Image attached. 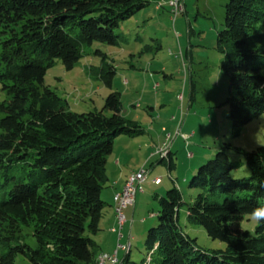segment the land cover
<instances>
[{"label":"trees","instance_id":"obj_1","mask_svg":"<svg viewBox=\"0 0 264 264\" xmlns=\"http://www.w3.org/2000/svg\"><path fill=\"white\" fill-rule=\"evenodd\" d=\"M149 4L0 0V88L8 94L0 106V264H14L19 254L31 264L96 263L92 236L106 206L101 192L108 155L117 136L144 131L122 114L120 92L111 90L100 110L75 112L44 84V75L56 59L72 69L95 41L127 42L115 29ZM217 49L224 57L225 102L237 135L264 112V0L226 3ZM93 52L101 63L90 70L112 88L113 59L100 49ZM225 148L191 177L189 186L198 193L185 216L225 246L203 249L183 229L184 201L173 185L158 197L157 224L146 233L140 264H264V224L251 234L240 228L245 214L264 209V143L253 150ZM171 154L168 150L160 160L168 157L169 169ZM25 227L34 246L24 239Z\"/></svg>","mask_w":264,"mask_h":264},{"label":"rangeland","instance_id":"obj_2","mask_svg":"<svg viewBox=\"0 0 264 264\" xmlns=\"http://www.w3.org/2000/svg\"><path fill=\"white\" fill-rule=\"evenodd\" d=\"M168 1L150 0L149 5L122 22L115 31L126 34L127 42L111 45L95 41L85 48L86 54L72 69H65L56 59L44 75V84L66 99L75 112L100 110L111 90L120 92L122 114L135 120L144 131L136 136H117L106 164L107 180L101 196L108 202L115 193L117 158L124 172L143 167L148 170L143 190L136 195L135 210L124 209L134 228L130 257L118 264L142 263L147 253L146 233L157 224L158 197L173 185L179 188L184 201L179 212L183 229L203 249L223 248L224 242L186 221V207L198 193L189 181L199 165L226 149L225 144L253 150L264 143V112L245 124L237 135L228 117V76L222 69L224 57L217 49V34L223 27L229 0H181L182 9L175 16ZM95 49L113 59L116 72L112 88L90 70L101 63ZM7 98V92L0 88V106ZM160 149L171 151V169L168 157L160 161L164 155ZM155 177L161 179L160 185L153 182ZM249 214L240 221V228L251 234ZM126 226L123 232H127ZM23 233L25 241L34 246L31 229L25 227ZM14 264L31 263L19 254Z\"/></svg>","mask_w":264,"mask_h":264},{"label":"crops","instance_id":"obj_3","mask_svg":"<svg viewBox=\"0 0 264 264\" xmlns=\"http://www.w3.org/2000/svg\"><path fill=\"white\" fill-rule=\"evenodd\" d=\"M116 166L119 169L118 175L114 180V187H113V192L119 191L121 190V188L124 185V182L127 178V176L130 174V172H124L123 169L121 168V160L120 158H117L116 160ZM147 180V178H146ZM145 180V181H146ZM162 183V181H160V183L156 184V185H160ZM137 195V194H136ZM136 199V198H135ZM106 201V206L103 209V214L102 217L100 219V229L99 231L92 236L93 240H94V245L93 248L96 252V256L98 254H100L101 252H107V253H111L113 252V250L115 249L116 243L117 241H120L122 243H130V246L132 245L131 243V239H132V235H131V231L134 228L133 226V222L131 221L130 223L127 220L126 217V221L123 224V226L119 229V225L117 223L116 220V216H115V210H114V199L112 198V202H108ZM130 207V209L135 210V203L133 206H128L125 209H128ZM126 216V215H125ZM129 223V224H128ZM126 224H128V226H126ZM127 227V232H123V227ZM112 228H115V230H113ZM118 231L121 232V237L118 236ZM129 250H131L129 248ZM131 253V251H130ZM130 253L129 255H126V252L123 250H119L117 253V258H118V263L121 262H126L129 257H130ZM105 264H111L109 260H107L105 262Z\"/></svg>","mask_w":264,"mask_h":264},{"label":"built area","instance_id":"obj_4","mask_svg":"<svg viewBox=\"0 0 264 264\" xmlns=\"http://www.w3.org/2000/svg\"><path fill=\"white\" fill-rule=\"evenodd\" d=\"M168 5L171 7L170 11L171 13L174 14V16L181 11L182 5H181V0H169ZM160 5L158 4L157 7ZM164 150L160 149V152H163ZM167 152V151H166ZM166 152H163L164 155ZM147 173L148 170L146 168H141L140 170L135 171L133 178L130 180L129 183H127L126 187L122 192H115L114 195L117 196L118 201H119V210L117 213V223L119 225V229L123 226V224L126 221V216L124 213V209L127 208L128 206H133L135 203V198L136 194L138 191H142V183L146 180L147 178ZM161 179L159 177H155L153 179V182L155 184L160 183ZM115 230V228H113ZM121 232L118 231V236L121 237ZM130 243H121L120 241H117L115 249L111 253H107V255H103V258H110V263L111 264H116L118 262L117 258V253L119 250H123L127 252V246ZM102 260L99 262L101 264Z\"/></svg>","mask_w":264,"mask_h":264},{"label":"bare ground","instance_id":"obj_5","mask_svg":"<svg viewBox=\"0 0 264 264\" xmlns=\"http://www.w3.org/2000/svg\"><path fill=\"white\" fill-rule=\"evenodd\" d=\"M134 173L135 171H132L130 172V174L127 176L125 182H124V185L123 187L121 188V190L119 191H116V192H122L124 190V188L126 187L127 183L130 182V180L133 178L134 176ZM113 199H114V210H115V216L117 217V213H118V210H119V201H118V198L117 196L113 195ZM113 229V228H112ZM129 248H130V244L127 246V252L129 251ZM103 255H107V252H101L100 254L97 255V260H96V263L95 264H99V262L102 260L103 258ZM109 260L110 261V258H103V261L101 262V264H105V262Z\"/></svg>","mask_w":264,"mask_h":264},{"label":"clouds","instance_id":"obj_6","mask_svg":"<svg viewBox=\"0 0 264 264\" xmlns=\"http://www.w3.org/2000/svg\"><path fill=\"white\" fill-rule=\"evenodd\" d=\"M249 220L253 230L261 224H264V209H256L249 214Z\"/></svg>","mask_w":264,"mask_h":264}]
</instances>
